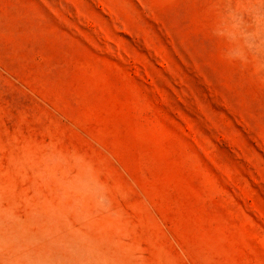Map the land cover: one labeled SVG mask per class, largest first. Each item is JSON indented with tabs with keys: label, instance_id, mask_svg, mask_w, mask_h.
Returning a JSON list of instances; mask_svg holds the SVG:
<instances>
[{
	"label": "rangeland",
	"instance_id": "obj_1",
	"mask_svg": "<svg viewBox=\"0 0 264 264\" xmlns=\"http://www.w3.org/2000/svg\"><path fill=\"white\" fill-rule=\"evenodd\" d=\"M0 264H264V0H0Z\"/></svg>",
	"mask_w": 264,
	"mask_h": 264
}]
</instances>
